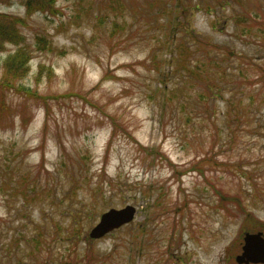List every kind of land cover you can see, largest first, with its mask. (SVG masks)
<instances>
[{"label": "rangeland", "instance_id": "374dc122", "mask_svg": "<svg viewBox=\"0 0 264 264\" xmlns=\"http://www.w3.org/2000/svg\"><path fill=\"white\" fill-rule=\"evenodd\" d=\"M26 7L0 0V264H235L264 223V0Z\"/></svg>", "mask_w": 264, "mask_h": 264}, {"label": "water", "instance_id": "95a60500", "mask_svg": "<svg viewBox=\"0 0 264 264\" xmlns=\"http://www.w3.org/2000/svg\"><path fill=\"white\" fill-rule=\"evenodd\" d=\"M136 212V207L127 204L122 208H110L100 215L98 222L89 230L91 239H98L107 233L129 223L133 220ZM244 257L258 262V259L264 257V238L260 233H246L244 235V245L242 252L236 256L238 262L243 261ZM61 264V263H54Z\"/></svg>", "mask_w": 264, "mask_h": 264}, {"label": "trees", "instance_id": "16d2710c", "mask_svg": "<svg viewBox=\"0 0 264 264\" xmlns=\"http://www.w3.org/2000/svg\"><path fill=\"white\" fill-rule=\"evenodd\" d=\"M24 3L26 4V9H27V12H30V11H33V10H37V9H40V10H53L54 7H53V0H24ZM185 49L186 47L185 46H182V55H185ZM6 65L8 67V70L11 68V65H10V62L8 60V63L6 61ZM264 77V75H263ZM5 80L6 77L4 76L3 77V80L0 81V86L1 87H6V88H10L11 85L9 83H7Z\"/></svg>", "mask_w": 264, "mask_h": 264}, {"label": "flooded vegetation", "instance_id": "af4514ba", "mask_svg": "<svg viewBox=\"0 0 264 264\" xmlns=\"http://www.w3.org/2000/svg\"><path fill=\"white\" fill-rule=\"evenodd\" d=\"M260 233V236L264 238V223H263V227H258V228H252L251 230H247V231H244L243 233L240 234V237L238 238L237 240V244H238V252L235 254L233 260L235 262V264H264V257L258 259V262H253L249 259H247L246 257H244L243 261L241 262H238L236 260V256L238 254H240L242 252V247L244 245V241H243V237L246 233Z\"/></svg>", "mask_w": 264, "mask_h": 264}]
</instances>
